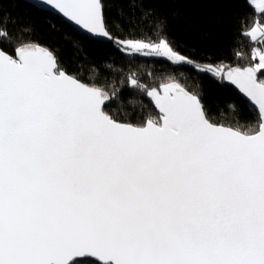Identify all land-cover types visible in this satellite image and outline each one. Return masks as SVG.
Masks as SVG:
<instances>
[{
  "label": "snow or ice",
  "instance_id": "1",
  "mask_svg": "<svg viewBox=\"0 0 264 264\" xmlns=\"http://www.w3.org/2000/svg\"><path fill=\"white\" fill-rule=\"evenodd\" d=\"M42 2L121 51L225 78L223 65L199 66L165 37L114 38L101 0ZM249 3L264 13V0ZM242 35L264 44L256 25ZM252 60L226 73L259 115L241 131L213 123L180 84L134 77L158 115L119 122L109 95L47 48L0 50V264H264V52Z\"/></svg>",
  "mask_w": 264,
  "mask_h": 264
},
{
  "label": "trees",
  "instance_id": "2",
  "mask_svg": "<svg viewBox=\"0 0 264 264\" xmlns=\"http://www.w3.org/2000/svg\"><path fill=\"white\" fill-rule=\"evenodd\" d=\"M108 32L121 41L165 37L175 52L197 65L245 67L253 63V48L264 44L242 35L253 24L264 25V13L247 0H101ZM159 25V28L157 27ZM0 49L14 55L20 43L47 48L60 68L82 83L102 88L110 97L105 111L119 122L142 124L155 117L154 102L134 85L147 88L175 82L198 95L208 118L241 131L255 126L259 116L229 85L187 64L127 53L113 40L100 42L78 34L62 19L19 0H0ZM241 53L237 59L236 53ZM256 62V61H255ZM264 73V70H261ZM264 78V76H261ZM231 106V107H230ZM87 259V258H86Z\"/></svg>",
  "mask_w": 264,
  "mask_h": 264
},
{
  "label": "water",
  "instance_id": "3",
  "mask_svg": "<svg viewBox=\"0 0 264 264\" xmlns=\"http://www.w3.org/2000/svg\"><path fill=\"white\" fill-rule=\"evenodd\" d=\"M21 2H24L26 4H29L31 6H33L34 8L40 10V11H43L45 13H49L53 16H56L60 19H62V21H64L67 25H69L70 27H72L78 34L80 35H84L92 40H95V41H100V42H108L109 39L107 38H98V37H95L93 35H90L88 34L86 31L80 29L78 26H76L73 22H70L68 21L66 18H64L61 14L58 13V11L54 10L51 6H47L45 5L42 0H19ZM1 50V49H0ZM229 85L231 86V88L244 100L246 101L251 107L253 110L256 111L255 107L250 103V101L242 94L239 92V90L234 86L232 85L229 81H228ZM156 110V109H155ZM157 112V110H156ZM158 113V112H157ZM256 113L258 114V112L256 111ZM259 116V115H258Z\"/></svg>",
  "mask_w": 264,
  "mask_h": 264
},
{
  "label": "rangeland",
  "instance_id": "4",
  "mask_svg": "<svg viewBox=\"0 0 264 264\" xmlns=\"http://www.w3.org/2000/svg\"><path fill=\"white\" fill-rule=\"evenodd\" d=\"M248 1V3H249V0H247ZM250 4V3H249ZM255 10H256V12H258L257 11V8H256V6H255V4H250ZM259 13V12H258ZM253 25H256L257 26V28H258V30L259 31H264V25H259V24H257V23H255V24H253ZM253 25H252V27H253ZM251 27V28H252ZM250 28V29H251ZM133 40H135V39H133ZM260 40H264V36H260V35H258L257 36V41H260ZM121 47V46H120ZM260 52H264L263 50H260L259 48H257ZM125 52H127V53H132L131 52V50L130 49H125ZM142 55V54H141ZM145 56H150V57H154V56H151V55H145ZM183 56V55H182ZM185 57V56H184ZM155 58H157V57H155ZM161 59H165V60H167L166 58H161ZM172 63V62H171ZM256 63H258V54H257V57H256ZM206 65H211V64H204L203 66H206ZM261 70H264V69H261ZM226 73H227V71L226 72H224V75H225V78H226ZM227 80V79H226Z\"/></svg>",
  "mask_w": 264,
  "mask_h": 264
}]
</instances>
